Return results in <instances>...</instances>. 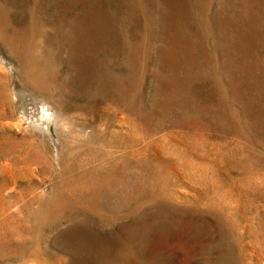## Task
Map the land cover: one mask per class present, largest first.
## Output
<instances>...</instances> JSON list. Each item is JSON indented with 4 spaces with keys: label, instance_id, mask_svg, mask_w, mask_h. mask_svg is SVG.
Wrapping results in <instances>:
<instances>
[{
    "label": "rangeland",
    "instance_id": "1",
    "mask_svg": "<svg viewBox=\"0 0 264 264\" xmlns=\"http://www.w3.org/2000/svg\"><path fill=\"white\" fill-rule=\"evenodd\" d=\"M0 264H264V0H0Z\"/></svg>",
    "mask_w": 264,
    "mask_h": 264
}]
</instances>
